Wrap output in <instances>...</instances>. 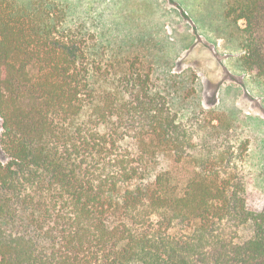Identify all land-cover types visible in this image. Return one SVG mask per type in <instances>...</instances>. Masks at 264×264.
<instances>
[{
    "label": "trees",
    "instance_id": "16d2710c",
    "mask_svg": "<svg viewBox=\"0 0 264 264\" xmlns=\"http://www.w3.org/2000/svg\"><path fill=\"white\" fill-rule=\"evenodd\" d=\"M225 16L264 79V0ZM105 56L57 2L0 0V264H264L248 141Z\"/></svg>",
    "mask_w": 264,
    "mask_h": 264
},
{
    "label": "rangeland",
    "instance_id": "374dc122",
    "mask_svg": "<svg viewBox=\"0 0 264 264\" xmlns=\"http://www.w3.org/2000/svg\"><path fill=\"white\" fill-rule=\"evenodd\" d=\"M44 1L60 4L71 26L94 33L106 60L137 58L150 67L154 84L185 117L227 121L248 141L245 167L264 200V79L239 62L244 23L226 18L228 0Z\"/></svg>",
    "mask_w": 264,
    "mask_h": 264
}]
</instances>
